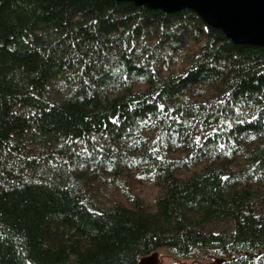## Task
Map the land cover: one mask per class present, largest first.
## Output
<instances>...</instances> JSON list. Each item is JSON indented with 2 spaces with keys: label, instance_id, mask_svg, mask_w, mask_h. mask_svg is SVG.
Segmentation results:
<instances>
[{
  "label": "trees",
  "instance_id": "16d2710c",
  "mask_svg": "<svg viewBox=\"0 0 264 264\" xmlns=\"http://www.w3.org/2000/svg\"><path fill=\"white\" fill-rule=\"evenodd\" d=\"M159 249L264 264V48L189 10L0 0V264Z\"/></svg>",
  "mask_w": 264,
  "mask_h": 264
},
{
  "label": "water",
  "instance_id": "95a60500",
  "mask_svg": "<svg viewBox=\"0 0 264 264\" xmlns=\"http://www.w3.org/2000/svg\"><path fill=\"white\" fill-rule=\"evenodd\" d=\"M172 14L192 11L235 44L264 48V0H115ZM154 257L146 260L153 264Z\"/></svg>",
  "mask_w": 264,
  "mask_h": 264
},
{
  "label": "rangeland",
  "instance_id": "374dc122",
  "mask_svg": "<svg viewBox=\"0 0 264 264\" xmlns=\"http://www.w3.org/2000/svg\"><path fill=\"white\" fill-rule=\"evenodd\" d=\"M134 184L136 192L146 198V201L150 205H152V202L156 197L158 190L151 184H147L145 182L136 181ZM153 257L155 259L153 264H206L210 262L207 259H190L177 262L175 259H173L171 253L167 249L157 250L153 253ZM149 258H151V256L141 259L139 264H147L146 260H148ZM215 258L216 257H213V259Z\"/></svg>",
  "mask_w": 264,
  "mask_h": 264
}]
</instances>
